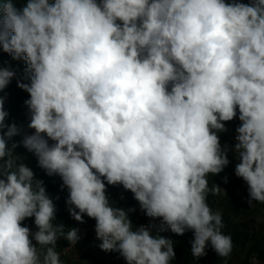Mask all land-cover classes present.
<instances>
[{"label":"clouds","instance_id":"obj_1","mask_svg":"<svg viewBox=\"0 0 264 264\" xmlns=\"http://www.w3.org/2000/svg\"><path fill=\"white\" fill-rule=\"evenodd\" d=\"M0 52L27 64L28 82L17 79V87L29 95L34 130L8 146L22 129L6 123L3 93L17 70L5 62L0 264L104 261L98 252L74 253L94 231L98 247L126 264H171L174 241L160 235L166 231L193 232L194 259L210 245L228 264L233 241L208 203L209 193L221 192L209 176L234 151L249 205L264 204V0H3ZM230 121L239 125L235 143L222 146L219 134ZM20 145L62 179L77 228L54 223L44 182L13 158ZM109 185L130 191L149 219L134 226L136 209L117 206ZM27 218L35 231L23 225ZM157 218L158 226L144 225ZM61 237L69 245L57 250ZM252 264L260 262L253 257Z\"/></svg>","mask_w":264,"mask_h":264},{"label":"trees","instance_id":"obj_2","mask_svg":"<svg viewBox=\"0 0 264 264\" xmlns=\"http://www.w3.org/2000/svg\"><path fill=\"white\" fill-rule=\"evenodd\" d=\"M3 0H0L2 3ZM244 3H249L250 0H242ZM19 7V4H17ZM5 62L11 63L12 67L17 70V78L13 79L10 85L4 90L7 96L5 101V110L8 111L6 123H16L22 129L21 134L13 137L8 141V146L11 147L13 142L22 140L23 135L31 134L34 130L27 127L29 123L28 109L24 101L29 98L27 92L17 87V79L23 82H28L25 79L26 62L21 59L19 61L11 60V57L3 52H0V65ZM233 121V120H232ZM225 122L226 132L220 133L221 145H229L235 143V129L237 126L234 122ZM52 143V141H49ZM13 158L19 157L16 163L27 164L35 173L37 179L44 182L47 193L53 199L56 205V219L54 223L64 226L65 231L70 228H77V223L69 216V211L66 208V200L68 198V190L62 186V179L58 175H47L46 171L38 167L37 158L31 152H28L22 145L14 149ZM228 158L230 163L224 170L215 176H209V186L212 183L219 185L221 192L219 195L209 193L208 203L213 211H220L223 217L224 234L231 235L233 241V251L230 257L227 258L228 264H252V259L255 257L260 264H264V204L253 202L250 206L248 203V186L241 179L235 176V165L239 162L234 151H229ZM227 178V182H225ZM108 195L117 206L125 205V207L135 208L136 211L130 214V219L134 226H139L146 222L147 217L140 211L139 204L133 199L130 191H125L122 186H107ZM123 195L125 199L121 200ZM260 221L259 223L257 221ZM84 221L91 223L94 219L84 216ZM23 225L29 226L33 231L36 230L34 218H27L22 222ZM167 238L174 241L175 258L171 264H224V259L219 257L209 245L206 248V255L198 259H194L191 255V241L194 235L191 231L184 235H176L172 232H162ZM35 242V241H33ZM69 245L63 237L57 240V250ZM90 254L87 257H93L98 251L90 246ZM107 261L93 262L95 264H126L123 257L116 252H109ZM92 263V264H93Z\"/></svg>","mask_w":264,"mask_h":264},{"label":"rangeland","instance_id":"obj_3","mask_svg":"<svg viewBox=\"0 0 264 264\" xmlns=\"http://www.w3.org/2000/svg\"><path fill=\"white\" fill-rule=\"evenodd\" d=\"M168 232L170 233V231H168ZM191 233L193 234V232H191ZM193 235H194V234H193ZM33 243H35V242H33ZM99 243H100V241L96 239V233H95V231H94V232H91V233H89V234L85 237V239L83 240L82 244L79 245V246L76 248V250L74 251V253L82 252V251H86L87 254H90L91 252H88V251H89L88 245H91L92 248H94L95 250H97L98 253L102 255L104 261H107V259L109 258V254H108L109 252L106 253V252L102 251V250L98 247ZM105 258H107V259H105ZM91 262H92V261H91ZM75 264H77V263H75ZM93 264H95V263H93Z\"/></svg>","mask_w":264,"mask_h":264},{"label":"built area","instance_id":"obj_4","mask_svg":"<svg viewBox=\"0 0 264 264\" xmlns=\"http://www.w3.org/2000/svg\"><path fill=\"white\" fill-rule=\"evenodd\" d=\"M234 120L237 121L238 120V116H237V118H234ZM159 223H160V219L157 218L155 220L149 221L147 224H144V225L155 224V225L158 226ZM60 253H61V257L60 258H62V257H64L66 255L67 252L66 251H61ZM65 264H69V263H65Z\"/></svg>","mask_w":264,"mask_h":264}]
</instances>
